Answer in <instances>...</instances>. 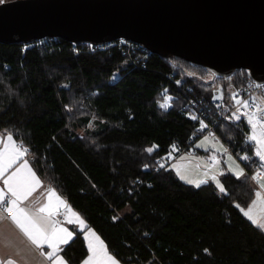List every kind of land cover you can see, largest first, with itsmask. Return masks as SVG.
<instances>
[{"label": "trees", "instance_id": "obj_1", "mask_svg": "<svg viewBox=\"0 0 264 264\" xmlns=\"http://www.w3.org/2000/svg\"><path fill=\"white\" fill-rule=\"evenodd\" d=\"M171 71L206 101L250 79L245 69L223 78L141 48L128 55L124 45L0 43V133L28 148L37 173L123 264H264V232L239 208L252 194L249 175L223 174L220 193L161 164L202 124L186 115ZM248 131L243 118L217 128L235 155L250 149ZM86 251L79 232L62 248L69 264Z\"/></svg>", "mask_w": 264, "mask_h": 264}, {"label": "water", "instance_id": "obj_2", "mask_svg": "<svg viewBox=\"0 0 264 264\" xmlns=\"http://www.w3.org/2000/svg\"><path fill=\"white\" fill-rule=\"evenodd\" d=\"M126 40L223 78L264 81V0H7L0 43Z\"/></svg>", "mask_w": 264, "mask_h": 264}, {"label": "crops", "instance_id": "obj_3", "mask_svg": "<svg viewBox=\"0 0 264 264\" xmlns=\"http://www.w3.org/2000/svg\"><path fill=\"white\" fill-rule=\"evenodd\" d=\"M230 90H232L231 92L234 91L233 89ZM254 101L256 103V111H257V106L260 109H264V99L260 98L259 96H255ZM232 117H233V121H236V119H234V115ZM241 118L245 119V121L247 120L245 116H241ZM246 123L249 128V131L247 133V142L248 144H250V149L243 153H246L247 157L249 158V161L253 160L254 162H256V163L254 162L249 163V165L254 168L252 172H249L247 168H243L237 164L233 155L231 154V152L233 151L229 149L225 143L222 142L220 137H216V136L209 137V139L203 143L207 145L202 146L198 144V141H196L199 137H201V135L197 139H195V142L193 143L194 148L197 150V153L195 155L200 158L199 162L204 163L207 166L206 160H208L210 164L212 163L211 159H209L208 157L209 152L210 154L214 153L213 156L215 157V165L210 167L207 166L208 168H203V169L201 168L202 171L199 172L196 171L189 162V164L186 166V169L189 170V173L191 175L196 176L197 180L200 177H205V180H207L205 182H212L217 187L220 193L226 192V189L225 187H223V183L221 181V177L223 174L229 173L237 177L235 175V172L239 170L242 171V175H240L239 177H244L246 175H249L253 188L252 194L247 204L242 205L239 208L241 212L252 223H254L264 232V187H261V184L264 183V161H261L260 158L256 155H255L256 157L253 156L255 154L257 145L249 140V136L251 135V127L248 121H246ZM8 135L11 134L0 133V149H2L4 147V143L7 142ZM215 138L220 139L221 142L217 141ZM13 140L15 141V143H17L14 137ZM221 152L222 154H220ZM219 154L222 155V159L221 157H219ZM196 156L195 158L198 159V157ZM229 157H232L231 161L229 160ZM30 158H31L30 156L24 154L20 158V160H18L17 163L13 165L11 169H9L8 173H6L5 176L15 171V169L19 167L25 160L28 161L29 167L35 173L36 178L40 181V184L34 188V190L31 192V195H29L26 200H23L21 202V207L28 209L31 212H35L36 209L48 203L49 191L53 189L55 190L56 194L60 197V199L65 202L67 208L70 209V212H67L65 210V207L61 205L59 213L55 217V219L58 220L63 227L67 228L69 231L73 233L72 237L69 239V242H71V240L74 238L76 233L79 232L81 234V237L83 238L87 250L85 257L79 263L82 264V262L85 261V259L90 255L88 243L89 240L91 239V236L89 235V230L95 233V235L98 236L100 240L103 241V239L92 227H90L87 224V222L83 219V217L69 204L66 197L62 195L49 181H47V179H45L44 177H42L40 174L37 173V171L34 169V167L31 164ZM217 159H219L220 161H217ZM176 168H177L176 163L173 162L172 170L179 178V174L177 173ZM257 174H259L258 178H254L257 177ZM210 176L212 177L218 176L219 180L216 179L212 181V177L210 178ZM217 181H219V183H217ZM200 184L202 183H199L198 185ZM198 185H193V186H198ZM221 187L223 188V191L221 190ZM0 188H5V185L3 183V178H0ZM258 192L260 193V196H257ZM254 201L255 203H253ZM53 202L55 203V198L53 199ZM72 212L76 213L80 217V219L84 221L83 227H81L78 223H68L69 219H74V217L71 216ZM10 217H11V213L4 212L3 209L0 208V262H3V264H7V262L11 260L14 262V264H52V261H50L44 255L45 252L51 251V249L48 248L47 245L38 248L35 244L32 243V241L28 238V236L25 235V233L15 224V222L11 220ZM103 243L108 253L118 261V264H123L108 250L104 241ZM64 246L65 245H61V251L59 255L63 257V259L66 261V264H69L65 256L62 254V248Z\"/></svg>", "mask_w": 264, "mask_h": 264}, {"label": "snow or ice", "instance_id": "obj_4", "mask_svg": "<svg viewBox=\"0 0 264 264\" xmlns=\"http://www.w3.org/2000/svg\"><path fill=\"white\" fill-rule=\"evenodd\" d=\"M3 2L4 0H0V3ZM233 98L235 99V96ZM237 103L242 104L244 108L249 107L248 101H237ZM166 106L168 105H161V107ZM233 115L236 120L241 118L240 115L235 113ZM243 116L247 118L251 127L249 140L257 145L255 155L261 161H264V109H260L257 106V111L244 112ZM207 139L205 137V140ZM25 152L26 149L17 146L12 135L7 136V142L0 149V178H3L5 185V188H0V208L4 212L11 213V220L28 236L33 244L38 248L47 245L51 249V251L45 252L44 255L52 261V264H66V261L59 253L61 251V245H66L73 233L63 227L55 217L58 215L61 205L65 207L67 212H70V209L67 208L65 202L60 199L54 189L48 193V203L36 209L35 212L21 207V202L26 200L34 188L40 184L35 173L29 167L27 160L17 167L15 171L5 176ZM210 159L215 163L214 156ZM241 159L246 160L248 157L244 156ZM229 160L231 161L232 157H229ZM235 175L239 177L242 175V171H236ZM258 176L259 174L254 178H258ZM212 180H216V177L213 176ZM261 187H264V183L261 184ZM221 190L223 191L222 187ZM257 196H260L259 192ZM54 198L55 203L53 202ZM71 216L74 219H69L68 223H78L83 227L84 221L76 213L72 212ZM89 235L91 236L88 243L90 255L82 264H118V261L108 253L103 241L95 233L91 232V230H89ZM0 264H3V262H0ZM7 264H14V262L9 260Z\"/></svg>", "mask_w": 264, "mask_h": 264}, {"label": "built area", "instance_id": "obj_5", "mask_svg": "<svg viewBox=\"0 0 264 264\" xmlns=\"http://www.w3.org/2000/svg\"><path fill=\"white\" fill-rule=\"evenodd\" d=\"M113 44H117L118 46L124 45L128 55L139 48L144 49L143 47L126 40H115L106 44L93 45V47L103 50ZM167 76L176 91L180 93L184 99L183 108L186 115L191 118H198L202 122L201 126L195 133L196 135L206 134L210 137H219L217 128L221 123L227 120L233 121L232 116L234 113L243 116L244 112H255V96H259L264 99V81L254 82L251 79H246L243 81L241 86L234 89L233 92H230L228 97L225 95H218L212 100L206 101L193 93L192 86L185 82L183 77L176 76L173 71L169 72ZM234 96L235 99L233 98ZM237 101H248L249 107L244 108L243 105L237 103ZM195 134L187 137L185 147L182 149H177L175 143H172L170 145L171 151L168 153H172L174 155L173 151L178 150L179 154L182 152H188L195 155L197 153V150L193 146ZM16 144L18 147L26 149L25 155L30 156L28 148L25 145L20 142H17ZM165 159L167 161H171V156H167Z\"/></svg>", "mask_w": 264, "mask_h": 264}, {"label": "rangeland", "instance_id": "obj_6", "mask_svg": "<svg viewBox=\"0 0 264 264\" xmlns=\"http://www.w3.org/2000/svg\"><path fill=\"white\" fill-rule=\"evenodd\" d=\"M231 89V87L230 86H228V90L231 92L232 90H230ZM166 98H169V96H167ZM165 98V100H164V102H163V104H168L169 103V99H166ZM235 119V118H234ZM247 121V120H246ZM93 126V123H90V127H92ZM205 137H207L208 139H209V137L210 136H208V135H206V134H203V135H201V137H199L196 141H198V144H200V145H202V146H206L207 144H203L206 140H205ZM207 139V140H208ZM211 139V138H210ZM217 141H220L221 142V140L220 139H218V138H215ZM212 140H214V139H212ZM223 142V141H222ZM224 143V142H223ZM225 145V144H224ZM193 146H194V144H193ZM243 152H245V151H243ZM243 152H237L236 153V156L233 154V152H231V154L233 155V157H234V159H235V161L237 162V164L239 165V166H241V167H243V168H247L248 170H249V172H252L253 170H254V168L253 167H251L250 165H249V163L250 162H254L253 160H251V161H249V158L248 159H241L242 157H244V156H247L246 155V153H243ZM214 154V153H213ZM213 154H210V152H209V154H208V157H209V159L211 158V157H213ZM220 154H222V152L220 153ZM219 154V157H221V159H222V155H220ZM167 156H171V161H167L165 158L167 157ZM196 156V155H195ZM195 156L194 155H192V154H190V153H188V152H183V153H180V154H178V155H173L172 153H168L165 157H164V159L163 160H161V164H168V166L172 169V163L173 162H175L176 163V171H177V173L179 174V178L182 180V181H184V182H187V183H189V181H191V183L190 184H192V185H198L199 183H203V182H205V181H207V180H205V177H200L198 180H197V178H196V176H193V175H191L190 173H189V170H187L186 169V166L189 164V162L191 163V165L194 167V169L196 170V171H199V172H201L202 170H201V168L203 169V168H208L207 166H213V165H215V163H209L208 162V160H206L207 161V166H206V164H204V163H201V162H199L200 161V158L198 157V156H196V157H198V159H196L195 158ZM199 156H202V155H199ZM254 157H256L255 156V154L253 155ZM217 161H220L219 159H217ZM254 163H256V162H254ZM220 166H221V164H220ZM183 177V178H182ZM212 176H210V178H211ZM217 178L216 179H218L219 180V177L218 176H216ZM213 181V180H212ZM223 187H224V185H223Z\"/></svg>", "mask_w": 264, "mask_h": 264}, {"label": "bare ground", "instance_id": "obj_7", "mask_svg": "<svg viewBox=\"0 0 264 264\" xmlns=\"http://www.w3.org/2000/svg\"><path fill=\"white\" fill-rule=\"evenodd\" d=\"M196 139V138H195ZM195 142V141H194ZM183 153V152H182Z\"/></svg>", "mask_w": 264, "mask_h": 264}]
</instances>
